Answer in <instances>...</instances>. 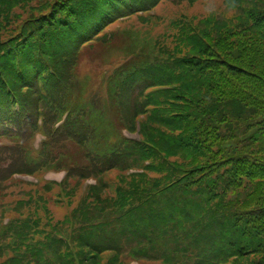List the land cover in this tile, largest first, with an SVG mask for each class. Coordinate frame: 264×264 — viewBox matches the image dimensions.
I'll return each mask as SVG.
<instances>
[{"label":"trees","instance_id":"trees-1","mask_svg":"<svg viewBox=\"0 0 264 264\" xmlns=\"http://www.w3.org/2000/svg\"><path fill=\"white\" fill-rule=\"evenodd\" d=\"M162 1L0 0V264H264V0Z\"/></svg>","mask_w":264,"mask_h":264},{"label":"rangeland","instance_id":"rangeland-1","mask_svg":"<svg viewBox=\"0 0 264 264\" xmlns=\"http://www.w3.org/2000/svg\"><path fill=\"white\" fill-rule=\"evenodd\" d=\"M218 1L219 0H198L195 3L196 7H194V8L199 9V11L201 12L200 14H206L210 10H213V9H215V8H217L219 6ZM185 3H186L185 0H163L161 5H160L161 7L159 9V12L154 14L155 16H157L162 21L161 26H160V31L161 32L160 33L158 31L157 32L159 33L160 36H164L168 41H169V38L167 37V35H169L170 32H166V30L162 31L163 26L165 24V21H166L167 17L179 12L181 10V8H182L180 5L181 4H185ZM202 11H204V12H202ZM151 13H153V12H151ZM145 26L146 25H144V27ZM86 65L90 66V67H88L86 69H83L84 71L82 73H85V71L86 72L90 71V74L92 76L93 81L90 82L89 86L93 90L100 89V88L102 89V87L100 86V79H101L102 73L100 74V70H94L96 67H98V64L95 63V62L94 63L87 62ZM70 144L67 145V147L65 148V151H59V152L60 153H65V154L67 153L68 156L73 161H78L81 158L82 155L80 156L79 153H77V150ZM81 161L85 165L88 164V163H91L90 159H89V161H87V159L86 158L84 159V157H83V159L81 158ZM107 178H109V177H107ZM34 187H35V185H34ZM31 195L35 196V194H31ZM0 197H2L1 194H0ZM17 198L25 199V197L22 196V195H19ZM1 201H4V200H1ZM6 217H9V215L6 216Z\"/></svg>","mask_w":264,"mask_h":264}]
</instances>
